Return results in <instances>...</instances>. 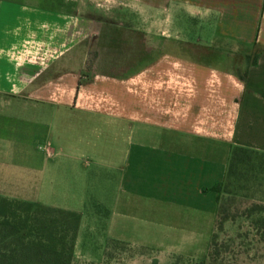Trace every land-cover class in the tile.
I'll return each mask as SVG.
<instances>
[{
	"label": "crops",
	"instance_id": "obj_1",
	"mask_svg": "<svg viewBox=\"0 0 264 264\" xmlns=\"http://www.w3.org/2000/svg\"><path fill=\"white\" fill-rule=\"evenodd\" d=\"M233 148L264 154V0H0V196L77 213L75 261L204 260Z\"/></svg>",
	"mask_w": 264,
	"mask_h": 264
},
{
	"label": "rangeland",
	"instance_id": "obj_2",
	"mask_svg": "<svg viewBox=\"0 0 264 264\" xmlns=\"http://www.w3.org/2000/svg\"><path fill=\"white\" fill-rule=\"evenodd\" d=\"M143 46L150 47L151 44L143 40ZM186 52L198 60L220 63L228 69L236 62L235 56L229 54L196 49ZM214 195L216 215L209 256L198 262L174 260L172 264H264L261 231L264 227L257 222L261 218L258 207H264V157L253 155L249 162L236 164L232 173L227 170ZM142 256L139 250L112 245L106 259L96 264H133ZM75 264L93 263L75 261Z\"/></svg>",
	"mask_w": 264,
	"mask_h": 264
},
{
	"label": "trees",
	"instance_id": "obj_3",
	"mask_svg": "<svg viewBox=\"0 0 264 264\" xmlns=\"http://www.w3.org/2000/svg\"><path fill=\"white\" fill-rule=\"evenodd\" d=\"M253 155L264 157L258 152L233 148L224 178L227 170L232 173L236 164L249 162ZM217 190L218 185L213 188L214 193ZM258 209L261 218L257 222L263 228L264 207ZM79 220L74 212L0 196V264H75ZM209 254L210 242L206 258Z\"/></svg>",
	"mask_w": 264,
	"mask_h": 264
}]
</instances>
